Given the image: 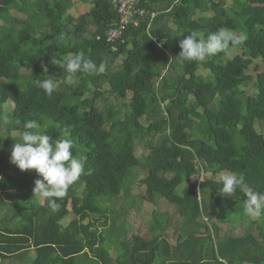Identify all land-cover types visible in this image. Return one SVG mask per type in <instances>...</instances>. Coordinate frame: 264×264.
Listing matches in <instances>:
<instances>
[{
	"label": "trees",
	"instance_id": "16d2710c",
	"mask_svg": "<svg viewBox=\"0 0 264 264\" xmlns=\"http://www.w3.org/2000/svg\"><path fill=\"white\" fill-rule=\"evenodd\" d=\"M83 1L90 9L75 16L72 0H0V117L8 132L21 134L23 122L35 120L86 157L84 173L52 212L46 199L32 198L35 170L12 171L10 156H0V264H264V216L249 219L246 194L243 202L233 200L240 191L224 196L214 178L240 169L250 188L264 192V70L257 63L264 64V0H140L156 16L129 23L115 41L107 35L119 18L113 0ZM221 28L247 39L204 62L178 57L177 39L193 31L206 39ZM77 53L106 71L78 72L67 83L52 61ZM34 79H52V96ZM147 138L141 161L135 150ZM171 148L176 156L166 154ZM140 168L146 193L128 197ZM202 172L213 176L192 179ZM221 199L218 215L210 205ZM131 210L144 216L119 224ZM238 210L249 220L228 223L227 213ZM219 223L242 225L241 234H221ZM139 224L147 233L135 230Z\"/></svg>",
	"mask_w": 264,
	"mask_h": 264
},
{
	"label": "clouds",
	"instance_id": "9594fccd",
	"mask_svg": "<svg viewBox=\"0 0 264 264\" xmlns=\"http://www.w3.org/2000/svg\"><path fill=\"white\" fill-rule=\"evenodd\" d=\"M244 34L221 28L201 38L195 31L190 32L180 40L181 51L178 55L185 61L204 62L229 48H237L246 41ZM67 74L66 82L73 83L76 73L101 74L106 71V65H97L83 53L68 55L64 61L53 60ZM37 87L43 89L46 95L52 96L57 85L52 79H34ZM5 122L7 120L5 119ZM19 123V121H17ZM10 161L20 170H35L40 178L35 180L34 195L47 200V206L52 212L59 210V200H62L69 188L74 185L84 173L86 157L73 153L74 142L70 138L53 139L42 131L35 120L23 122L20 140L14 139ZM219 182L222 188L219 192L224 196H233L239 190L246 194L243 211L246 216L256 220L264 216V192L250 188L243 175L235 172H221Z\"/></svg>",
	"mask_w": 264,
	"mask_h": 264
},
{
	"label": "rangeland",
	"instance_id": "374dc122",
	"mask_svg": "<svg viewBox=\"0 0 264 264\" xmlns=\"http://www.w3.org/2000/svg\"><path fill=\"white\" fill-rule=\"evenodd\" d=\"M72 1H75L76 2L75 7L72 8L73 13H74L75 16H77V15H79L81 13L82 14L85 13L91 7V5H87L83 0H72ZM1 24L3 26H5V28H8L9 27V25H7V24H5L3 22H1ZM208 35L209 34H207L205 36H208ZM180 40H181V38L180 39H177L178 42H180ZM258 62L261 64V67H262L261 69L264 70V64H262L260 61H257V63ZM253 69H254V64L251 66V70H253ZM197 73L206 75L207 74V71L206 70H203V69H199L197 71ZM253 74L255 75V72L254 71H253ZM255 77H256V75H255ZM17 89H18L17 85H13V90H17ZM107 89H108V85L105 86V90H107ZM105 99L107 100L108 103L112 104V106L114 108H116V107L119 106V102L116 101L113 98V96H110V94L105 93ZM1 111L2 110L0 109V112ZM8 127H9V123L5 122V119L4 118L0 117V156L1 157L3 156L4 158H7V159H9V156H11L12 147H13V144L15 142L14 139L17 142H19V140H20V133L18 131L14 130V129H11V130L9 129L10 130V133H9L8 132V129H7ZM198 129H199V131L201 133H203L204 132V129H205V125L202 124V123H200L198 125ZM149 151H150V148H149V138H147L145 140V142H143V143L141 142V143L138 144V146H137V148L135 150V153H136V155L140 156L141 161H144V159H145L146 155H148ZM166 154L168 156H176L177 155V150L174 149V148L168 149L167 152H166ZM10 165L12 167V171H14L15 168H17V166L15 164H13L11 161H10ZM198 167L201 168L200 165ZM234 172L235 173H240L241 170L238 169V170H236ZM146 173H147V171L146 170H143L141 168L136 170L135 176L133 177L135 184L133 185L132 190L131 189L130 190L127 189V192H126V195L128 197L129 196H132V193L133 192H136L138 195H141V196L146 193V189H145L144 185H142L141 182H140V179ZM212 176L213 175H212L211 172H202L200 174V176L199 175H195V176L192 177V179L193 180H197L198 179L199 181H203L204 178H210ZM214 178L216 180H219V174L218 175H215ZM134 187H135V189L137 191L134 190ZM238 192H239V190H237L234 194H236ZM244 196H245V194L242 192L238 197H235L234 196V199L233 200H235V201L237 200L239 202H243L244 201ZM32 198L37 203H39V202L42 201V198L41 197H38L36 195L32 196ZM132 202H133V200L131 198L129 200V203L128 204H131ZM123 204H124L123 203V200H120L119 199L116 202V208L117 209H122L123 208L122 207ZM224 204L222 202V199L219 202H216L215 205H212V203H211L210 210H213V209L214 210H217L218 211V215L219 214L221 215L222 214V211H223L222 209L224 207ZM164 206H166V205H164ZM166 207L169 209L170 212L173 211V208L170 205H167ZM162 209H164V208L162 207ZM227 214H228V216L226 218V221L228 223L230 222L231 219L233 221H236V220H239V219L240 220H249V219H251V218L248 219V217L243 216L244 214L242 212H240V210H238L235 213H232L231 215H229V212ZM175 215H176L175 217H177V218L179 217L178 214L175 213ZM224 215L225 214H223V216ZM143 216H144V214H139L136 211H132V210L130 211V216H129L128 213L123 214V211H122L121 217L118 220V222H119V224H123L124 222H127V224H128V222H137ZM74 217H75L74 215H71L69 217V219H68V222L70 220H72ZM213 217H214V221L212 220V222H215L216 221L215 215ZM262 217L259 218V219H256V220H253V219L252 220L255 221V222L256 221L258 222V221H260L262 219ZM242 223H244V221ZM218 225H220V227H221V234H224V233H226L228 231H231L232 234H241V231H242V225H239V227H237V226L236 227H232V226H229L227 223H219ZM138 227H139V229L136 227L135 230H139L140 233H143V234L147 233V230H148L147 228H143L140 224H139ZM175 230H176V227L173 225L172 228H171V230L170 231L169 230L167 231V234L173 238V237H175V234H174L175 233ZM128 234H129V231H128ZM28 256L30 257L29 254H28ZM5 264H13V263H12V261H6Z\"/></svg>",
	"mask_w": 264,
	"mask_h": 264
},
{
	"label": "built area",
	"instance_id": "2783aa9c",
	"mask_svg": "<svg viewBox=\"0 0 264 264\" xmlns=\"http://www.w3.org/2000/svg\"><path fill=\"white\" fill-rule=\"evenodd\" d=\"M113 2L119 18L107 32L109 41H115L121 38L128 24L133 23L138 25L140 18L145 16V14H149L151 19L156 16V13L153 11H146L144 8H139L140 0H113Z\"/></svg>",
	"mask_w": 264,
	"mask_h": 264
},
{
	"label": "crops",
	"instance_id": "0c3cea01",
	"mask_svg": "<svg viewBox=\"0 0 264 264\" xmlns=\"http://www.w3.org/2000/svg\"><path fill=\"white\" fill-rule=\"evenodd\" d=\"M43 199V198H42Z\"/></svg>",
	"mask_w": 264,
	"mask_h": 264
}]
</instances>
